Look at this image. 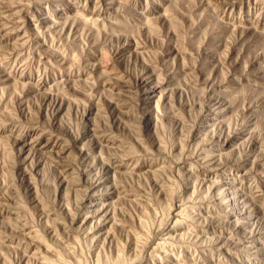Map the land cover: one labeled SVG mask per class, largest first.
I'll return each instance as SVG.
<instances>
[{
  "label": "rangeland",
  "instance_id": "1",
  "mask_svg": "<svg viewBox=\"0 0 264 264\" xmlns=\"http://www.w3.org/2000/svg\"><path fill=\"white\" fill-rule=\"evenodd\" d=\"M0 264H264V0H0Z\"/></svg>",
  "mask_w": 264,
  "mask_h": 264
}]
</instances>
